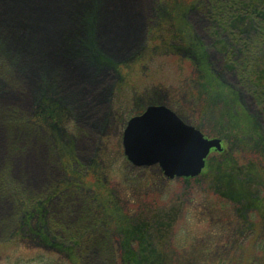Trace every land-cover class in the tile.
<instances>
[{"label":"rangeland","instance_id":"374dc122","mask_svg":"<svg viewBox=\"0 0 264 264\" xmlns=\"http://www.w3.org/2000/svg\"><path fill=\"white\" fill-rule=\"evenodd\" d=\"M204 1L0 0V264H75L74 259L117 264L103 223L114 207L96 201L102 184L118 193L120 207L132 189L157 190L165 208L181 204L173 228L177 249L210 236L202 211L186 203L185 178H168L156 165L135 167L121 143L129 119L149 105L175 106L208 138H219L212 128L219 126L214 121L223 104L195 108L194 91L200 89L192 81L195 44L178 38L151 45L160 23L169 22L174 31L183 23L193 31L210 67L238 92L249 120L261 127L257 141L264 144L263 103L259 106L248 86L226 68V57L214 44L225 41L227 33L215 35V24L201 9ZM189 4L194 6L184 9ZM254 41L252 54L264 53V42ZM45 106L57 110V122L38 118ZM251 144L258 155L242 156L239 150L238 165L247 159L257 167V159L264 160V146ZM219 154L212 151L207 165ZM207 167L190 179L207 173ZM22 199L28 217L33 214L22 229L27 238L3 240L1 234L19 228L21 209L14 202ZM39 232L78 240V255L69 261L67 254L45 245ZM90 232L96 237L89 239Z\"/></svg>","mask_w":264,"mask_h":264},{"label":"trees","instance_id":"16d2710c","mask_svg":"<svg viewBox=\"0 0 264 264\" xmlns=\"http://www.w3.org/2000/svg\"><path fill=\"white\" fill-rule=\"evenodd\" d=\"M169 3L174 9L172 2ZM176 3L179 4L178 1ZM203 3L201 9H205V13L215 24V35L219 37L220 34L227 33L225 41L220 39L214 44L226 57V68L235 72L239 81L248 86L253 97L255 95L256 103L259 106L263 103L264 106V53L259 49L258 55L252 54L254 39L260 40L261 44L264 42V0H205ZM159 26L154 33L156 37L151 40L152 46L156 41L171 42L178 38H186L187 42L195 44L192 48L197 62L191 64L194 73L192 81H197L200 86L198 92L194 91L199 98V105H195V108L199 110L206 103L215 109L214 104H223V111L214 121L220 127L215 129L214 125L212 128L223 140L221 154L211 160V165H207V173L196 179H181L186 203L195 207L197 213L202 211L201 221L207 223L210 236L206 237L204 243L192 241L189 247L177 249L179 246L173 244V228L177 213H182L181 204L179 206L172 203V206L165 208L163 204H159L162 196H157V190L146 189L136 193L132 189L127 194L129 199L120 207L118 193L109 188L106 190L102 184L96 189V201L100 199L101 205L115 209L108 210L109 217L103 223L105 230L109 229L106 236L111 239L116 262L264 264V160L261 163L260 156L255 167L247 159L245 163L238 165L235 158L239 150L243 151L242 156L244 153L246 156L258 155L251 148V140L264 146L263 142L257 141L262 136L261 127L256 121L249 120V114L242 108L238 92L225 84L210 67L206 49L193 40V31L186 24L183 23L177 31H174V25L168 28L169 22H161ZM193 95L190 94L191 97ZM263 106L261 110L264 112ZM173 109L176 110L177 107L173 106ZM177 114L183 120H189L182 113ZM38 118L51 124L60 118V114L52 106H45L40 115L38 112ZM246 119V124H243ZM195 124L196 128L203 131L198 123ZM262 150L264 157V147ZM99 160L100 158L96 161ZM98 163L95 162L96 167L100 166ZM144 180L147 182L149 178ZM74 185L77 184L74 183L71 188ZM204 215L206 216L203 217ZM95 237L96 234L90 232L89 239ZM42 240L45 245L67 254L71 260L78 255L75 250L79 247V242L76 239L65 242L60 237L43 235ZM251 241L253 244L249 246ZM74 260L75 264H80L78 259Z\"/></svg>","mask_w":264,"mask_h":264},{"label":"water","instance_id":"95a60500","mask_svg":"<svg viewBox=\"0 0 264 264\" xmlns=\"http://www.w3.org/2000/svg\"><path fill=\"white\" fill-rule=\"evenodd\" d=\"M122 143L133 164H159L169 178L198 175L210 149H221L219 139L204 138L165 106H149L131 118Z\"/></svg>","mask_w":264,"mask_h":264},{"label":"flooded vegetation","instance_id":"af4514ba","mask_svg":"<svg viewBox=\"0 0 264 264\" xmlns=\"http://www.w3.org/2000/svg\"><path fill=\"white\" fill-rule=\"evenodd\" d=\"M16 205H18L21 209V219L19 222H15L16 226H19V230L16 229V227L14 228V230L10 231V232H6L1 234V237L3 238V240H20V242L25 241V239L27 238V234L26 232L22 231L23 227L27 225V218H28V210H27V203L26 200H21L20 202L15 201L14 202ZM55 251V250H53Z\"/></svg>","mask_w":264,"mask_h":264}]
</instances>
